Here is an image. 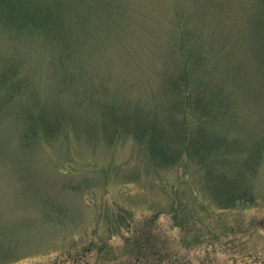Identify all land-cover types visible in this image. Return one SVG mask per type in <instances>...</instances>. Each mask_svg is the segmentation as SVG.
<instances>
[{
  "label": "rangeland",
  "instance_id": "374dc122",
  "mask_svg": "<svg viewBox=\"0 0 264 264\" xmlns=\"http://www.w3.org/2000/svg\"><path fill=\"white\" fill-rule=\"evenodd\" d=\"M13 2L26 10L0 18V264H264V154L249 163L264 147V0ZM184 71L208 111L172 93ZM154 122L165 144L195 122L227 146L255 203L220 206L182 151L169 168L136 134Z\"/></svg>",
  "mask_w": 264,
  "mask_h": 264
},
{
  "label": "trees",
  "instance_id": "16d2710c",
  "mask_svg": "<svg viewBox=\"0 0 264 264\" xmlns=\"http://www.w3.org/2000/svg\"><path fill=\"white\" fill-rule=\"evenodd\" d=\"M16 7H18V10H26L23 5H14L13 0H0V18L4 17L10 19V17H13L12 11L13 9H16ZM192 64L193 61L188 60L185 70H188L189 67L192 68L194 66V64ZM182 76L183 80H185L187 72L184 71ZM181 87L182 86L172 87V93L186 98L189 105H191L188 110L193 109L194 105H199L203 110H209L207 106L203 105L202 100L204 99V93L200 82L192 83L185 80L183 82V88ZM170 93L171 87L169 88V94ZM196 102H202V104H198ZM203 114V118L210 115V113ZM194 123L195 122H192L191 124L190 122H184V125H179L182 131L177 130V134H174L173 126L169 127V144L168 142L165 144L163 139L165 131L162 128H158L159 125L156 122L147 125L145 129L136 130V134L139 135L141 139L147 138V148H151L153 150L152 152L155 154L162 153V156L163 154L169 156V168L171 166H175L177 162H179L178 159L181 151L183 155L188 156V158L192 157L197 159L198 166L206 171L205 175L206 178H208L207 185L210 187L213 194H215L216 202L219 203L220 206H224L225 204L235 205L242 201L255 203L254 196H247L248 192L251 191L250 189L253 188H250V186L248 187L246 181L241 182L242 180L239 179L243 176V173L239 171L236 175H234V178H232L223 168V165L226 164L221 160V158L223 152L228 147L220 146L204 132L199 131L195 134L191 133ZM170 141H175V144L178 142L179 145L175 146V148L170 144ZM179 146H181V150H178L177 147ZM223 147L225 149H223ZM166 148H169V152L166 151ZM263 154L264 147L258 150V154L251 156L252 160L249 161L250 170H253V172L257 170L255 162H257V159H259ZM229 165H231V162Z\"/></svg>",
  "mask_w": 264,
  "mask_h": 264
}]
</instances>
